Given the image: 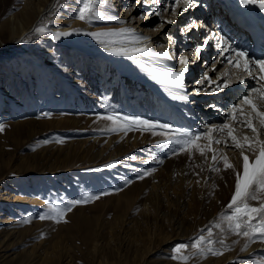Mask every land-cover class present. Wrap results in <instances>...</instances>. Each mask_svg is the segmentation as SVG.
Instances as JSON below:
<instances>
[{
    "label": "rangeland",
    "instance_id": "374dc122",
    "mask_svg": "<svg viewBox=\"0 0 264 264\" xmlns=\"http://www.w3.org/2000/svg\"><path fill=\"white\" fill-rule=\"evenodd\" d=\"M28 1L33 6L46 4L41 21L47 25L58 26L64 20L65 25L78 29L134 26L143 35L156 33L151 48L159 50L169 41L167 36L174 35L168 24L152 30L158 25L157 17L133 20L150 9L141 4L128 10L124 5L129 0H121L119 8L110 0L101 6L117 11L119 21L94 19L90 26L73 18L80 0H0V50L5 51L0 58V124L5 125L0 132V264H178L170 259L172 248L191 243L201 229L218 222L235 190L234 173L224 171L222 164L220 173L209 172L211 154L208 164L199 155L194 162L186 154L172 155L158 146L163 140L160 136L103 131L109 122L96 117L106 107L121 115L192 129L145 83L122 74L109 60L52 41L44 43L45 38L34 29L38 19L29 24L25 39L19 37L21 31L11 36L5 22L10 15L23 13ZM182 16L166 13L163 19L183 26L177 21ZM161 32L164 37L158 40ZM188 34H178V39ZM174 46L169 42L173 55L182 54ZM211 60L209 66L204 58L192 64L194 72L200 67L197 74L209 69ZM172 63L178 66L175 60ZM205 97L208 102L215 98ZM206 113L208 123L217 119V111ZM215 147L239 167L237 151ZM195 164H201L204 171ZM152 169L151 175L139 179L143 171ZM104 192L111 194L74 207L64 217L67 223L38 219L48 203L66 204L85 194ZM25 219L31 222L22 223ZM213 233L214 239L220 238L218 229L213 228ZM225 243L232 246L231 251L192 259L189 264H257L264 260L262 243H253L243 252L245 239L228 234Z\"/></svg>",
    "mask_w": 264,
    "mask_h": 264
},
{
    "label": "snow or ice",
    "instance_id": "6c2138e0",
    "mask_svg": "<svg viewBox=\"0 0 264 264\" xmlns=\"http://www.w3.org/2000/svg\"><path fill=\"white\" fill-rule=\"evenodd\" d=\"M108 3L109 0H80V6L73 18L90 24L94 19L101 17V6H107ZM239 3L245 6H258L259 10L264 12V0H239ZM141 4L147 5L150 10L139 13L132 19L145 20L153 16L159 18L158 26L152 29L155 31H159L165 24L174 23L171 19H163L166 13L171 16L182 15L183 12L199 6L198 0H172L171 4H168L167 0H129V3L124 7L131 10ZM181 5L183 9L178 13ZM108 19L116 20L117 17L113 15ZM120 23H124V21H120ZM198 27H203V25H197L195 20H191L180 26L179 31L182 34H187L191 29ZM35 32L46 34V26L37 27ZM72 34V32H58L52 36V39H60L61 36ZM92 35L98 41L101 37L107 38L106 41L100 42L119 43L121 47L114 50V54L118 56H126L132 60L138 57L175 60L179 67H163L155 70L153 79L167 87L173 99L184 104L195 103L190 99L191 95L218 94L228 89L234 80L239 81L241 85L245 84V77L253 81L239 98V103L221 106L215 102H207L208 108L223 112L225 119L219 124H205L204 131H192L187 128L174 127L168 123L121 115L107 107L104 114L97 115L96 119L109 122L108 126L103 129L108 133L127 135L129 132L139 131L142 134L147 132L152 136L163 137L159 147L168 149L172 155L186 154L189 161L192 162H194L195 156L199 155L203 158V163L208 164L209 154H211V164H208L207 169L209 172L220 173L222 164L224 171L231 170L234 173L235 190L226 206L227 210L220 214L218 222L214 223L212 227L201 229L200 234L191 243L176 244L172 248L170 259L177 261L178 264H189V261L196 258L207 259L209 255L222 256L225 252L232 250V246L225 243L228 234L245 239L246 243L241 248L242 252L247 251L253 243L264 244V58H252L247 51L233 47L227 39L215 32L210 37H206L203 43L198 44L192 51H185L177 55H173L169 50L156 52L148 48L146 45L149 42V37L138 34L134 28H121L119 31L93 33ZM167 39L170 43L175 44L172 36H167ZM212 39L217 42L218 52L217 58L212 62L211 71H218L216 68L218 64L225 65V70L215 77L210 76L208 70L203 71L194 81L196 87L189 93L186 90V77L189 74L190 65L203 59L201 54L210 46ZM4 54L5 51L0 50V58ZM44 115L45 117L49 116L48 113ZM4 130L5 125L0 124V132ZM44 143H48V141H44ZM219 145H223L224 149L235 150L239 153L241 161L239 167L230 162L223 150H218L215 147ZM246 153L251 154V158ZM159 162L162 163V161ZM194 166L204 171L201 164ZM154 171V169L143 171L139 179H144ZM197 183L200 181L197 180ZM110 194L108 192L85 194L80 199L68 200L66 204L48 203L47 211L40 214L38 219L67 223L64 217L74 207L99 200L101 195ZM251 202H256L258 206H254ZM30 222V219L22 221L25 224ZM213 228L219 230V239L213 238ZM237 242L234 241V243ZM189 250H191L190 254ZM257 264H264V260Z\"/></svg>",
    "mask_w": 264,
    "mask_h": 264
},
{
    "label": "bare ground",
    "instance_id": "6f19581e",
    "mask_svg": "<svg viewBox=\"0 0 264 264\" xmlns=\"http://www.w3.org/2000/svg\"><path fill=\"white\" fill-rule=\"evenodd\" d=\"M171 2H172V0H167L168 4H171ZM45 6H46V4H44L42 2H39L38 6H36V5L33 6V2L28 1L24 5L25 9H24L23 13H19L16 15H10L9 18L6 20L5 24H6L7 30H9V34L11 36H14V35L18 34L19 31H21L19 37L25 39V37L27 36L29 29H30L28 27L29 24L32 22L33 19H38V23L34 26V29H36L37 27H40V26H46V34H38V35H41L45 38L44 43H47V41L48 42L52 41L53 43H57L63 47L72 48V49H76V50H83V51L92 53L94 55H100V57L105 58L106 60H109L110 62H112L119 69V71L122 72V74H125L128 77H131L133 81L145 83L146 86H148L152 90H156L160 96L166 98L167 101H169L172 105H174V102H173L174 99L169 94L168 88L165 87L164 85L158 83L155 79H153V74H154L155 70H158L160 68H163V67L174 68V67H179V65L175 66L172 63V60L169 61V60H162V59H153V58H149V57H138L135 60H132L126 56L115 55L114 50L119 49L121 47V45L119 43L109 44L107 42H100V41H106L107 38L101 37L100 41H98L97 39H94L93 35H92L93 33H104V32L119 31L121 28H134L135 29L134 26L120 27L118 29L115 28L112 30L104 29V28H98L95 30V29H93V27L85 28V29H78V28H75L74 26L65 25L64 20H61L60 21L61 24L58 26L57 25L52 26L51 24L47 25V23H45V22L42 23V21H41L43 16L45 15L44 12L47 9ZM182 8L183 7H181L180 9H182ZM189 14L193 15L194 12L191 9L188 10L187 12H183L182 18H180V19L178 18L177 21L179 23L183 22L182 25H185L187 23V16ZM113 15L117 17L118 12L113 11L112 9L102 7L101 8V17L98 19H100V22H104V23L106 21L116 22L117 19L116 20L108 19L109 16H113ZM117 21H119V20H117ZM176 23L174 21V23L169 25V26L175 30L176 29L175 26L178 25ZM89 26H90V24H89ZM156 26H158V25H156ZM144 27H148V23H146V25ZM58 32L59 33L72 32L73 34L69 35V36H61L60 39H52V36ZM137 33L140 34L138 31H137ZM165 33L167 35L171 34L170 32H165ZM154 34H156V33L151 32L148 35H143L142 33L140 34L142 36L149 37V42L146 46L150 49H152L150 41H153V39L151 37L154 36ZM157 34H158V32H157ZM190 34L191 33L189 31L187 38H185L184 40L178 39V34H177V36L171 35L173 37V40L175 41V44L177 43L176 46H174V48L176 47V48L180 49V51H182L181 53H184V51H183L184 48H185V51H192V49H194L198 44H201V41L196 42L193 40V38L190 39V37H191ZM185 36H186V34H185ZM154 37H156V35ZM158 37H159L158 40H160L162 37H164V33L161 32L160 35H158ZM154 39H156V38H154ZM166 43L164 44V47L162 50H159L158 48L152 49V50H154L156 52H162L165 50L170 51L169 41ZM40 47L44 48L42 45ZM44 50L46 51V53L50 52L47 47ZM201 55L203 57V54H201ZM203 58H204V61L207 60L206 59L207 57H203ZM189 59L191 60L192 57L190 56ZM214 59H216V58H214ZM211 61H213V60H211ZM209 65L210 64L207 62L206 66H209ZM203 68H205V67H203ZM216 68L218 70H220L221 68L222 69L220 70V72H218V71L212 72L211 67H209V69H207L209 72V75H210V73H211L212 77L220 75L221 73L224 72L225 65L219 64L218 66L216 65ZM201 69L202 68L200 67L197 69V71L194 72V66L190 65V71L186 77V90L189 93L192 92L191 89H193V87H196V85L194 83L192 85H191V83H192V80H196V79H194L196 75L200 76V74H197V73H200L199 70H201ZM217 72H218V74H217ZM233 72H234V70H233ZM197 76H196V78H197ZM246 78L247 79L245 80V84L242 85L243 88L240 89L241 85H238V87L236 89H231L227 93H226V90L230 89V87L228 89H225L224 91L218 93L220 95H222V94L224 95L223 100H228V98L232 99V101H230L228 104H226V106L231 105L232 103H236V100L239 99L246 92L249 85H251L253 83V81H251L250 78H248V77H246ZM187 80L188 81L190 80L191 82H188ZM236 82L237 81L234 80V82L230 86L234 85ZM235 85H237V84H235ZM202 96H206V95L202 94ZM234 98H235V100H233ZM161 99L163 100V98H161ZM190 99L195 101V103H188V104L189 105L191 104L196 108V106L194 104H197L199 101L194 100L195 98H192V96H190ZM217 100H220V98L219 99L214 98L213 102L218 103ZM204 106H206V105L205 104L201 105V107H204ZM198 109H200V108H198ZM205 109H208V108L205 107ZM190 111H192V110L189 109L187 113L191 114ZM175 112L177 114H179L180 116L183 115L180 111L178 112L176 110ZM214 112H216V111H214ZM204 114H203V116H204ZM206 114L209 115L208 113H206ZM221 114H223V113L218 112V115L215 114V115H217V119H214L213 123L212 122L208 123V121H210L209 119L206 120L205 123H203L201 121H197V123H194L195 117L187 116L188 120H186L183 116H181V117H183L185 119V121H183V122H185L193 131H197V130L204 131V125L205 124L222 123L224 121L225 117H222ZM209 118L211 119L212 116H209ZM244 134H250V133H244ZM246 154H249V153H246ZM235 157H236V159H238L240 161V157L238 154H235ZM250 158H251V155H250Z\"/></svg>",
    "mask_w": 264,
    "mask_h": 264
}]
</instances>
